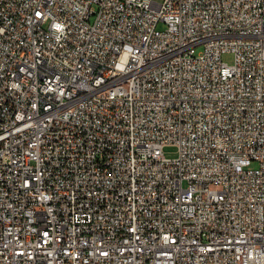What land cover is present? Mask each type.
Wrapping results in <instances>:
<instances>
[{"label":"built area","instance_id":"1","mask_svg":"<svg viewBox=\"0 0 264 264\" xmlns=\"http://www.w3.org/2000/svg\"><path fill=\"white\" fill-rule=\"evenodd\" d=\"M0 264H264V0H0Z\"/></svg>","mask_w":264,"mask_h":264},{"label":"rangeland","instance_id":"2","mask_svg":"<svg viewBox=\"0 0 264 264\" xmlns=\"http://www.w3.org/2000/svg\"><path fill=\"white\" fill-rule=\"evenodd\" d=\"M158 2H162L163 0H156ZM164 25H159V29L162 30L164 29ZM233 59H234V56L232 53L230 52H225L222 54V60L228 64H232L233 63ZM163 151H164V154L166 157L168 158H175L177 157L178 155V147L175 146V145H166L164 148H163ZM256 164H252L251 167H255Z\"/></svg>","mask_w":264,"mask_h":264}]
</instances>
